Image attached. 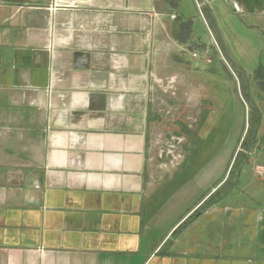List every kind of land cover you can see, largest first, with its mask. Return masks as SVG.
Returning a JSON list of instances; mask_svg holds the SVG:
<instances>
[{
  "label": "crops",
  "instance_id": "obj_1",
  "mask_svg": "<svg viewBox=\"0 0 264 264\" xmlns=\"http://www.w3.org/2000/svg\"><path fill=\"white\" fill-rule=\"evenodd\" d=\"M186 7L0 0V264H264L262 191L199 145Z\"/></svg>",
  "mask_w": 264,
  "mask_h": 264
},
{
  "label": "rangeland",
  "instance_id": "obj_2",
  "mask_svg": "<svg viewBox=\"0 0 264 264\" xmlns=\"http://www.w3.org/2000/svg\"><path fill=\"white\" fill-rule=\"evenodd\" d=\"M186 2L176 65L200 91L199 145L216 150L219 161L231 157L218 166V181L229 179L222 191L259 187L264 196V17L240 13L231 0Z\"/></svg>",
  "mask_w": 264,
  "mask_h": 264
},
{
  "label": "built area",
  "instance_id": "obj_3",
  "mask_svg": "<svg viewBox=\"0 0 264 264\" xmlns=\"http://www.w3.org/2000/svg\"><path fill=\"white\" fill-rule=\"evenodd\" d=\"M197 4H198V6H200V3L199 2H197Z\"/></svg>",
  "mask_w": 264,
  "mask_h": 264
}]
</instances>
